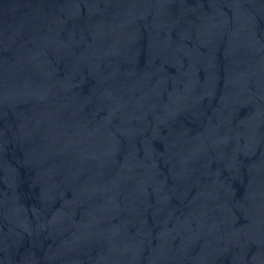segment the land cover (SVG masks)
<instances>
[{
    "label": "water",
    "instance_id": "obj_1",
    "mask_svg": "<svg viewBox=\"0 0 264 264\" xmlns=\"http://www.w3.org/2000/svg\"><path fill=\"white\" fill-rule=\"evenodd\" d=\"M0 264H264V0H0Z\"/></svg>",
    "mask_w": 264,
    "mask_h": 264
}]
</instances>
